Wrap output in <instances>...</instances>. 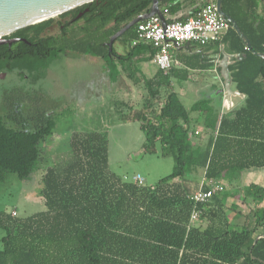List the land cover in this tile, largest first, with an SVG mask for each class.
<instances>
[{"label":"trees","instance_id":"trees-1","mask_svg":"<svg viewBox=\"0 0 264 264\" xmlns=\"http://www.w3.org/2000/svg\"><path fill=\"white\" fill-rule=\"evenodd\" d=\"M152 1L93 0L59 14L64 21L50 17L21 28L8 37L25 41L0 44V71L16 70L37 84L50 64L68 51L98 55L109 63L114 56L134 60L135 52L118 56L105 43L149 11ZM222 2L252 45V50L245 47L230 26L225 43L245 58L235 71L229 68L246 99L227 112L216 110L206 98L186 110L170 90V74L143 78L147 94L123 119L139 122L145 153H174L173 171L154 184L139 185L111 171L105 131L72 132L70 159L63 165L46 163L45 146L58 123L57 104L47 102L40 88L5 91L0 106V186L12 177L30 182L42 170L39 193L45 209L27 217L0 211L5 231L0 264H264V187H244L242 201L251 207L240 223H231L226 211L239 216L238 207L225 203L237 197L231 191L242 171L264 167V57L258 55L264 54V13L257 11L259 0ZM80 20L85 26L75 28L70 33L75 39L65 43L69 28ZM55 22L60 33L48 34ZM135 28L120 38L129 42ZM140 47L155 53L150 45L134 48ZM200 172L207 180L201 184L204 188L222 178L234 186L195 203L189 178ZM196 207L205 226L191 221Z\"/></svg>","mask_w":264,"mask_h":264},{"label":"crops","instance_id":"crops-1","mask_svg":"<svg viewBox=\"0 0 264 264\" xmlns=\"http://www.w3.org/2000/svg\"><path fill=\"white\" fill-rule=\"evenodd\" d=\"M205 1L164 0V3L161 4L159 0V8L166 21L186 20L193 16ZM257 11L259 14L264 13L263 0H259ZM229 28L224 31L218 41L209 42L205 45L187 42L171 48V54L174 60L177 61L171 70L163 71L154 63L155 53L152 54L153 50H144V47L134 48L136 46L133 44V40L136 38V28L134 36L129 42L124 38H120L121 35L113 44V49L118 56L135 52L134 60L123 61L114 56L109 63L107 58L87 54L92 57L97 69L88 81L86 80L82 85H76V88L71 90L68 104L72 107L71 110L74 111L72 119L75 128L73 127V132L104 130L106 132V129L99 128L109 126L110 122H138L126 121L123 116L141 106L143 98L147 94L143 78L162 79V76L167 74L171 75L170 90L186 110L203 98L208 99L211 106L220 112H227L242 105L247 95L236 88V83L233 80L231 89L237 94L232 95L231 104L225 98V79L221 68L224 52L230 55L228 66H234V71L238 68L237 62L245 58V54L231 50L228 44L225 43ZM139 44L152 46L143 42ZM235 47L238 46L235 44ZM229 70L232 78L233 70L230 68ZM188 96H195V101L187 108L182 99ZM78 122H82V126L89 128L82 127L80 129L81 126L78 125ZM90 126H93V128L97 126L98 128L90 129ZM240 175L243 185L256 183L264 187V167L247 169L242 171ZM233 192L234 190L232 194ZM239 212H241L239 216H233L232 214L227 216L231 223L237 224L244 220L246 213L241 209H239Z\"/></svg>","mask_w":264,"mask_h":264},{"label":"rangeland","instance_id":"rangeland-1","mask_svg":"<svg viewBox=\"0 0 264 264\" xmlns=\"http://www.w3.org/2000/svg\"><path fill=\"white\" fill-rule=\"evenodd\" d=\"M53 18H55V21L65 20V18L58 15L53 16ZM66 19L68 20L70 17ZM84 26V20L73 24L68 30L69 37L64 42L71 44L75 39L73 37L75 33H70H73L75 28ZM47 33L52 35L59 34L60 26L58 23L55 22L50 26ZM96 69L97 65L93 63L92 57L85 53L68 51L50 64L46 71V77L38 81L37 84H32L29 79H22L16 70L12 72L0 71V106L4 101L5 91L13 90L16 87L40 88L47 102L57 104L55 111L58 123L54 138L45 146L44 156L46 157V163L63 165L72 156L69 138L75 126L72 119L74 111L71 110L72 107L68 104L70 93L71 90L76 88V85H82L83 82L88 81ZM182 100L183 104L188 108L195 101V96H188ZM78 125L81 126L79 127L80 129L84 127L82 122H78ZM90 127V129L98 128L97 126L96 128ZM84 128L87 127L85 126ZM196 128L200 131L202 130L200 126ZM99 129H106L109 168L117 175L130 178L134 174L139 173L145 179V184L150 185L173 171L175 166L174 153L162 155L159 151L157 153L144 152L142 145L145 136L140 129L139 122H110L109 126L100 127ZM41 173L42 170L36 172L30 182H22L12 177L8 184L0 186V211L6 213L16 211L18 216L27 217L45 209L44 199L39 193ZM225 180L226 189L229 186L231 188L234 186L230 185L227 179ZM204 182L207 183V180H204L203 172L189 178V184L194 192ZM233 182H235L234 179ZM246 186H248L247 183L243 185L241 179H239L234 189L232 188L237 197H228L226 204H234L238 207V210L241 209L248 214L251 205L242 201L245 198L244 187ZM226 211L228 215H235L234 211L228 209ZM244 213L242 214L244 215ZM239 218L243 219L242 217ZM206 222V220H201V218L197 220V224H202V226H205ZM4 234L5 231L0 227V250L3 248L2 237Z\"/></svg>","mask_w":264,"mask_h":264},{"label":"built area","instance_id":"built-area-1","mask_svg":"<svg viewBox=\"0 0 264 264\" xmlns=\"http://www.w3.org/2000/svg\"><path fill=\"white\" fill-rule=\"evenodd\" d=\"M230 26L231 24L220 16L216 1L206 0L197 12L186 20H170L164 23L160 15L154 14L139 21L136 24V38L133 44L141 42L151 44L155 49L154 63L163 70H169L177 63L171 54V48L187 42L205 45L218 41ZM124 178L139 185L145 184V179L139 173ZM225 181L224 178L212 180L208 182L207 188L201 186L193 193V201L195 203L209 201L215 194L226 189ZM199 215L200 209L196 207L191 213V221L196 222Z\"/></svg>","mask_w":264,"mask_h":264},{"label":"water","instance_id":"water-1","mask_svg":"<svg viewBox=\"0 0 264 264\" xmlns=\"http://www.w3.org/2000/svg\"><path fill=\"white\" fill-rule=\"evenodd\" d=\"M92 1L93 0H0V44L7 43L11 45L13 42L18 40L25 41L23 38H9L8 36L28 25L40 22L53 17L54 15H59ZM216 3L220 16L225 18L231 24L244 41L246 47L252 50L249 38L242 32L236 20L224 11L222 0H217ZM82 14L83 13L79 16H82ZM154 14L160 15L163 22L166 23V20L159 8V0H153L150 10L147 13L141 14L132 19L110 37V39L106 42L109 52L112 51L114 42L128 29L137 24L139 21L147 19ZM258 55L264 57V54L258 53ZM229 58L230 55L224 52V56L221 61V68L225 79V98L227 99V102L231 104V97L232 95L237 94V92L231 89L232 78L228 66Z\"/></svg>","mask_w":264,"mask_h":264},{"label":"bare ground","instance_id":"bare-ground-1","mask_svg":"<svg viewBox=\"0 0 264 264\" xmlns=\"http://www.w3.org/2000/svg\"><path fill=\"white\" fill-rule=\"evenodd\" d=\"M55 16V15H54Z\"/></svg>","mask_w":264,"mask_h":264}]
</instances>
